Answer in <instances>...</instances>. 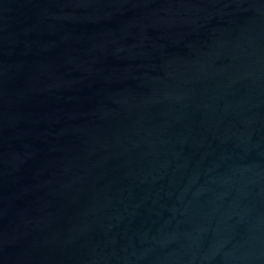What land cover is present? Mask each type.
<instances>
[{
  "label": "water",
  "instance_id": "obj_1",
  "mask_svg": "<svg viewBox=\"0 0 264 264\" xmlns=\"http://www.w3.org/2000/svg\"><path fill=\"white\" fill-rule=\"evenodd\" d=\"M0 264H264V0H0Z\"/></svg>",
  "mask_w": 264,
  "mask_h": 264
}]
</instances>
